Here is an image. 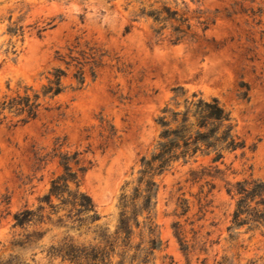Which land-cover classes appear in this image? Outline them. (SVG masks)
Instances as JSON below:
<instances>
[{"label":"rangeland","instance_id":"374dc122","mask_svg":"<svg viewBox=\"0 0 264 264\" xmlns=\"http://www.w3.org/2000/svg\"><path fill=\"white\" fill-rule=\"evenodd\" d=\"M162 2L198 17L206 41L156 42L151 21L135 18L139 5L133 0H0V92L6 84L39 89L54 69L66 73V89L49 110L26 125H0V253L11 239L12 216L36 208L61 174L58 159L51 158L59 146L60 152L80 153L87 168L80 189L91 197L99 223L112 228L122 186L136 178L141 158L154 147V119L171 89L182 87L219 101L243 149L225 156L217 168L227 170L213 180L193 182L190 172L197 165H175L157 177L155 218L163 248L155 264L264 263V238L244 228L234 231V198L224 191L225 183L249 175L264 181V0ZM194 32L199 36L198 27ZM76 59L85 78L79 90ZM100 119L115 127L114 139L100 136ZM175 223L187 241V256L174 236ZM35 252L38 264H58ZM22 254L29 259L32 253Z\"/></svg>","mask_w":264,"mask_h":264},{"label":"trees","instance_id":"16d2710c","mask_svg":"<svg viewBox=\"0 0 264 264\" xmlns=\"http://www.w3.org/2000/svg\"><path fill=\"white\" fill-rule=\"evenodd\" d=\"M133 1L139 5L135 18L151 21L156 42L167 39L169 44L179 45L184 41L195 43L198 38L206 41V26L198 17H188L162 0ZM250 13L254 15L259 10ZM195 27L199 28V36ZM129 30L127 27L126 32ZM92 64L90 71L94 76L95 63ZM75 68V90H79L85 78L83 65L77 59ZM65 77V71L57 68L39 89L25 84L11 88L6 84V91L0 92V125L15 127L37 119L42 110H49V102L64 92ZM243 88L247 90L245 85ZM171 93L170 101L154 119L159 131L153 149L141 158L136 178L125 182L120 190L116 224L111 228L99 223L101 216L91 197L80 189L81 177L87 170L80 165V153L60 152L59 146L52 151L51 158L58 159L62 172L50 181L47 193L37 199L36 208L24 207L12 216L13 232L7 246L2 245L0 264H38L36 250L49 262L58 264H155L156 254L163 248L155 218L157 177L175 165H197L199 170L190 172L193 182L201 178L213 180L227 170L217 168L225 156L243 149V143L234 134L229 112L216 98H204L182 87L172 88ZM100 127L102 138L116 137L113 125L100 119ZM47 156L37 157L36 161L43 162ZM202 160L208 165L202 166ZM71 164L77 166L76 170ZM224 191L234 198V231L244 228V233L257 232L264 238V181L249 175L225 183ZM187 211L188 206L181 215ZM173 230L180 250L187 256L189 247L178 223ZM45 240L48 243L43 244ZM262 243L264 249V240ZM26 252L32 253L29 259L22 254Z\"/></svg>","mask_w":264,"mask_h":264}]
</instances>
